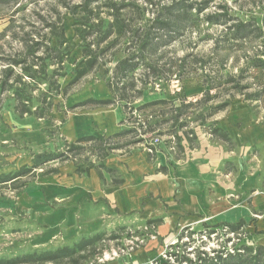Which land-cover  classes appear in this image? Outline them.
<instances>
[{"label": "rangeland", "instance_id": "1", "mask_svg": "<svg viewBox=\"0 0 264 264\" xmlns=\"http://www.w3.org/2000/svg\"><path fill=\"white\" fill-rule=\"evenodd\" d=\"M81 1L24 0L17 5L0 7V44L9 41L12 47H19L21 28L28 32L31 30L41 34L47 33L49 30L45 29V22H52L59 17L64 36L73 45L69 59L64 64L65 77L59 80L63 87L66 86L73 77L74 63L81 58V41L75 37L73 17L62 3L74 6ZM112 1L128 5L126 12H130L132 23L135 26H142L141 13L145 19H149L153 12L171 0ZM149 1L152 5H149ZM202 1L209 2L208 8L194 19L191 28L178 36L171 45L159 50L151 57L150 63L129 77L137 80L144 73L150 75L151 81L154 80L152 79L154 76L158 77V81L141 88L140 98L132 104L134 108L158 100L173 101L174 105H179L185 98L200 99L208 89L214 98L208 106L214 107L222 102H229V105L216 113L211 121H215L217 127L227 132L232 140L230 145L211 138L195 127L199 134L197 149H185L180 160L170 155L169 165L161 153H158L157 159L152 162L155 170L160 166H168V172H173L175 167L182 164H189L206 176L205 191L209 196V206L205 209L204 215L198 218L202 224L215 226L219 211L225 212L233 207H247L249 210L250 195L264 196V93L258 101L243 99L244 94H251L259 84H264V71L249 69L244 73L243 82L249 84L250 88L243 90L242 94L225 84L226 78L237 76L239 71L245 68L246 60L252 58L256 51L264 49L259 47L260 40L239 44L228 41L224 27L206 23L204 16L212 12H221L219 7H223L229 16L240 21L257 20L264 23V0H187L186 3L199 4ZM100 5L101 3H98V6ZM135 6L140 12L135 10ZM98 11L103 22L111 20L107 15V9L100 8ZM55 32L58 33V29ZM55 40V37L51 36V46L55 44ZM112 41L116 45L106 55L111 62L96 69L72 87L67 97L57 98L54 101L57 105L52 108L45 120H35L27 116L19 118L13 113L9 102L2 105L0 174L15 172L22 166L29 167L32 155L58 152L66 143L73 142L79 137L109 136L116 128L118 132L125 128L119 125L124 119L122 105L96 109H90L93 104L80 105L89 100L109 99L110 91L107 84L111 81L115 63L124 57L125 49L124 42L119 40L117 34L110 37L106 43ZM54 69L56 66L50 67L48 72ZM174 74L180 75L181 80H177ZM207 78L210 81L209 86L204 85ZM169 107L170 105L154 106L136 114L158 121L163 110L167 112ZM162 137L161 142H164L166 136ZM143 152L135 155H142L145 160ZM53 168H59L57 175H43L46 169ZM72 172L71 164L48 163L35 170L32 177H25L13 184H0V259L56 249L76 243L82 238L105 234L102 240L95 243L97 253L89 264L136 263V253L145 247L151 237L157 236L155 230L143 229V224L138 221V212L119 214L112 209L108 218V213L105 212L109 221L106 231L88 234L85 222L90 219L93 210L84 202L73 201L72 193L79 183L71 181ZM174 176L176 177L175 174ZM239 176L252 177L254 185L244 191L237 186L235 187L237 191L231 189L230 182ZM25 181H28L27 185L22 187ZM173 185L177 191L182 189L175 180ZM217 200L225 202L223 210L214 209L213 203ZM259 210L261 212L264 209ZM245 216L246 222L251 221L252 225L256 226L257 219L254 218V213L248 212ZM201 223L191 230L203 231ZM81 227L84 230H81ZM182 229L178 228L163 242L157 239L159 246L150 260L161 262L166 247L176 242V237ZM245 232L246 237L255 245L256 232L252 231V226L246 228ZM214 239L213 236L205 247L214 248L216 246Z\"/></svg>", "mask_w": 264, "mask_h": 264}, {"label": "trees", "instance_id": "2", "mask_svg": "<svg viewBox=\"0 0 264 264\" xmlns=\"http://www.w3.org/2000/svg\"><path fill=\"white\" fill-rule=\"evenodd\" d=\"M21 1L24 0H0V7L17 5ZM186 1L171 0L153 12L149 19H145L141 13L142 26H135L132 23L130 12H126L128 5L123 3L112 0L102 2L82 0L77 5L69 6L63 2V7L73 17L74 35L81 41V58L74 63L73 77L64 87L59 80L65 77L63 68L73 45L65 38L59 17L52 22L43 20L45 29L49 30L47 33L41 34L31 30L28 32L21 28L19 47H12L9 41L1 43L0 110L2 105L9 102L13 113L19 118L27 116L35 120H45L48 113L57 105L54 103L57 98L67 97L72 87L96 69L111 62L106 55L116 43L106 41L117 34L119 40L124 42L125 49L124 57L115 63L111 81L107 84L110 98L100 101L89 100L80 105L93 104L91 108L122 105L124 119L120 124L125 128L109 136L80 137L66 143L58 152L34 154L31 166H22L15 172L0 174V184H13L25 177H32L35 170L45 164L58 162L62 165L72 164L77 174H88L91 169H95L102 182L104 172L111 179L113 186H120L123 180L116 168L105 166L107 159L116 154L127 157L136 151H144L150 161L155 158L157 152L164 153L167 158L173 155V158L178 159L185 147L194 149L198 146V133L195 127L211 138L230 145L232 140L227 132L217 127L215 121H211L216 113L229 105V102H222L214 107L208 106L214 99L209 89L204 91L200 99L185 98L179 105L166 100L153 101L138 108L132 105L140 98L141 88L158 81V77L154 76L152 78L154 80L151 81L150 75L144 73L137 80H133L129 77L130 74L150 63L152 56L183 35L191 28L194 19L208 8V1L199 4H187ZM98 3L101 5L98 6ZM149 5H152L151 1ZM100 8L107 9V15L111 17L109 22H103L98 11ZM135 10L140 12L136 6ZM219 10L221 12L206 14L204 21L210 25L223 26L226 39L232 43L260 40L259 47L264 49L262 21L243 22L229 16L225 8L219 7ZM57 29L58 33L55 32ZM51 36L56 39L53 46L50 45ZM245 63V68L241 69L237 76L225 79L226 85H230L241 94L243 90L250 88L249 84L243 82L244 73L249 69L264 71V51H256ZM53 66H56V69L48 72ZM173 76L181 80L180 75ZM204 85H210L208 78ZM263 93L264 84H259L251 94H244L243 99L258 101ZM159 105L170 107L167 112L163 110L158 121L136 114ZM162 136H166L164 142H161ZM161 171L166 169L161 167ZM57 173L58 168H53L46 169L43 175ZM27 182H23L22 187L26 186ZM149 225L155 224L148 222L147 226ZM246 226L244 220H239L236 223H220L215 226L203 223L201 224L203 231L199 232L191 230V227H185L176 237V242L166 247L162 261L154 260L150 264H264V247L249 242L251 240L246 237ZM104 235L82 238L76 243L56 249L0 259V264H89L97 253L95 243L102 240ZM213 236L216 246L206 248L207 242L211 241Z\"/></svg>", "mask_w": 264, "mask_h": 264}, {"label": "crops", "instance_id": "3", "mask_svg": "<svg viewBox=\"0 0 264 264\" xmlns=\"http://www.w3.org/2000/svg\"><path fill=\"white\" fill-rule=\"evenodd\" d=\"M120 123L119 125H121ZM116 133H118L117 128L113 134ZM198 147L199 144L194 149ZM185 149L194 150L187 147ZM141 152L143 151H136L127 157L116 154L106 160L105 166L118 170L123 180L120 186H113L111 179L104 172L102 173L104 182H102L95 169H91L88 174H77L71 164L73 167L71 181L79 183V186L72 193V199L74 202H84L93 210L92 216L85 222L88 234L106 231L109 227L107 218L112 209L119 214L138 212V221L144 227L147 226L148 222H153L156 225L154 226L157 236L155 239L148 240L145 247L136 253V263L133 264L150 263L153 260H150V258L159 246L157 239L163 242L178 228L197 227L201 223L198 216L204 215L205 209L209 206V196L205 191L206 176L200 174L194 166L182 164L175 167L173 172H168V166H160L155 170L152 162L157 159L158 153L165 156L167 165L171 161L170 158H167L162 152H157L155 158L150 161L143 152L144 160L142 155H135ZM182 155L177 160H180ZM161 167L165 168L166 171H161ZM174 180L181 185V190L177 191L175 189ZM253 185L254 180L252 177L239 176L233 182H230V187L233 190H236V186L242 191L249 190ZM249 199V210L247 207H233L225 212L219 211L223 210L225 202L222 200L215 201L213 203L214 209L219 211L216 224L236 223L239 220H244L247 224L246 228L252 226V231L256 232L255 244L264 247V234H257L258 232H264V210L259 212V209H264V196L261 194L250 195ZM105 212L108 213L107 218ZM248 212L255 214L256 226L252 225L251 221L246 222L245 215ZM80 229L84 230L82 227ZM249 242L252 244V241Z\"/></svg>", "mask_w": 264, "mask_h": 264}, {"label": "built area", "instance_id": "4", "mask_svg": "<svg viewBox=\"0 0 264 264\" xmlns=\"http://www.w3.org/2000/svg\"><path fill=\"white\" fill-rule=\"evenodd\" d=\"M143 229L145 230V231H148V230H155V226L154 225H149V226H145V227H143ZM152 239L153 238H155V237H151ZM247 241V240H246ZM129 243H132V242H129ZM130 250H133V248H130Z\"/></svg>", "mask_w": 264, "mask_h": 264}]
</instances>
